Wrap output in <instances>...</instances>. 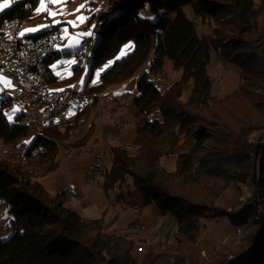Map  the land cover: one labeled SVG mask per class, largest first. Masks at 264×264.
<instances>
[{
  "label": "trees",
  "instance_id": "1",
  "mask_svg": "<svg viewBox=\"0 0 264 264\" xmlns=\"http://www.w3.org/2000/svg\"><path fill=\"white\" fill-rule=\"evenodd\" d=\"M103 1L86 0L90 7ZM105 1V12L99 17L101 35L84 90L94 101L92 94L139 72L133 104L142 121L136 128L138 146L111 148V170L101 173L103 189L108 193L126 188L131 196L132 186L160 216L173 217L177 230L169 243L171 249L202 250L198 251L196 243L209 222L212 228L219 221L221 226L227 221L241 230L249 225L251 232L231 255L233 264H264V237L260 240L264 221L254 202L237 209L236 199L226 197L230 183L239 187L251 182L250 151L255 136L248 137L264 128V23L259 21L264 16V0L260 5L255 0ZM37 4L38 0L15 2L0 14V29L5 21L32 20ZM50 30L58 28L37 35ZM128 42L131 52L113 60ZM212 53L224 66L232 63L239 79L238 86L220 97L212 95L207 74ZM55 55L37 71L50 85L74 83L77 67L70 78L54 75L49 65ZM108 61L99 82L93 83L95 70ZM167 62L181 78L160 90L154 77ZM3 107L0 140L4 146L20 144L29 129L22 123V114L9 122ZM85 115L83 108L75 118ZM72 130L49 125L34 130L33 142L24 152L30 164L42 168L44 174L54 171L56 154L72 138ZM168 156L176 160L174 171L162 166ZM229 159L237 163L239 173L222 169ZM260 167L264 169V159ZM257 183L264 207V171L258 173ZM0 203L8 208L7 230L12 231L0 243V264H152L145 257L141 263L133 261L130 240L104 233L98 220L83 219L65 206L61 194L51 196L31 173L4 159H0ZM184 256H175L173 264H198ZM228 256L222 253L213 264H226Z\"/></svg>",
  "mask_w": 264,
  "mask_h": 264
},
{
  "label": "rangeland",
  "instance_id": "2",
  "mask_svg": "<svg viewBox=\"0 0 264 264\" xmlns=\"http://www.w3.org/2000/svg\"><path fill=\"white\" fill-rule=\"evenodd\" d=\"M23 0H2L0 2V14L10 8L15 2ZM73 2V3H72ZM262 0H255V3L260 5ZM106 1L91 6L87 4L86 0H38V4L35 8V15L32 20H24L23 26L20 31L21 36H34L50 27H57L62 34L64 42L58 46L57 52L61 54L59 58H56L53 63L50 64V68L56 72L60 77L66 76L70 78L73 75V69L76 66V61L65 53H74L77 51L81 40V29L84 27L91 28L94 22V16L99 9L105 8ZM98 8V9H97ZM188 16H190L189 9H185ZM85 12V14H84ZM88 20V21H87ZM98 21L100 19L98 18ZM260 23H264V16L259 18ZM132 50V43H126L118 52L113 60H120L126 56ZM110 64L108 61L105 65L96 69L92 78L93 83L99 82V78L103 70ZM223 63L219 61L217 56L212 53L210 61L207 67L208 78L212 85V95L224 96L233 87L238 86L239 79L234 72L232 63H226L223 68ZM90 66L86 69L77 70L76 78L79 79L80 86L83 89L86 83ZM137 72L127 81L110 88L107 91L100 92L99 95L103 96L101 99L95 97L93 107L98 100L108 101L110 104L106 106V111L102 112V116L99 117L97 124L95 125L94 133L92 134L91 141H97V148L94 147L91 153L92 143L87 146L80 147L77 141V135L81 132L82 125L84 124L85 117H83V123L78 127V131L73 128L72 138L69 139L60 150H58L55 161L56 168L50 173H45L41 168L31 165L28 156L24 153L27 150L35 137V131L37 129L29 128L27 135L21 143H16L9 146H4L0 140V159L9 160L10 162L18 165L23 171L31 173L37 178L44 186L45 190L51 195L55 196L61 194L65 200V206L72 211L78 213L85 220H98L99 225L103 227V232L106 234H115L116 236H123L128 241L132 242L131 258L136 262H143L154 264H173L176 259L174 257L181 256L184 259L192 258L197 261L198 264H213L216 259L223 253L229 255L226 259V264H233L235 259L231 256L240 250V246L243 241L248 237L251 232V227L243 228L240 234L236 233V228L239 226H233L227 223V221L212 228V224L209 222L207 229L204 230L203 235L198 237L196 246L198 251L187 250L184 247L181 249H171L169 243L173 242L177 226L176 221L171 216H160L156 209L146 204L135 192L132 186L129 190L132 193L128 196V189L123 188L122 192L119 189H112L108 193L103 189L102 185L105 182L104 175H98L94 180H91L89 174L92 173L95 163L94 158L99 157L100 161L98 166L101 168V173H108L112 167L113 157L111 154V148L118 146V143H122L127 147L135 148L138 135L136 134L137 124L134 121V114L127 109L124 113V122L127 126L124 130L117 134L108 133L106 139H104V128L112 127L117 119L112 115V110L116 111L117 108L126 106V103L132 104L133 97L136 96V80L139 76ZM80 76V78H79ZM155 85L163 90L169 83L177 82L181 78V73L172 69L171 63H165L161 73L154 77ZM168 81V83H166ZM0 82L3 86L10 90L13 94L10 80L0 76ZM65 86L50 85L51 91H59L64 89ZM122 95L119 100H113L109 98L108 94ZM127 94V95H125ZM86 95H89L88 92ZM105 97V98H104ZM116 97V96H114ZM90 100V97L87 96ZM1 106V104H0ZM112 107V109H111ZM21 105H17L12 112H4L8 121L13 123L14 118L17 115L24 113ZM142 121V120H141ZM59 130L68 129L57 128ZM85 130V128H84ZM255 136V137H254ZM254 137V145L250 151V157L252 161L253 172V158L255 160V183L253 181L246 182L245 184H239L237 187L235 183L229 184V189L226 192V197H234L237 201L235 205L237 209L244 207L250 202H254L256 210L260 205L258 196V173L264 171L260 167V161L264 159V128L257 131L256 134L252 133L248 137L249 139ZM77 139V140H76ZM80 151H78V149ZM80 153H71V152ZM26 156V160L23 161L22 156ZM176 160L174 157L168 156L162 160V166L167 171H174L176 168ZM222 169L227 173H239V167L233 159H229L222 164ZM69 186L73 187L72 192L74 198L71 199L67 195L63 194V189ZM245 192L248 196L245 197ZM130 204H135L139 209V215L134 214L132 209L128 207ZM264 210V207H263ZM136 220H140L146 227L144 233L145 240L137 241L123 234V231ZM10 224V216L8 214L7 206L0 203V243L5 241L12 233L11 230H7ZM241 229V227H240ZM147 235H152V238H146ZM150 247H153L150 249ZM143 248V249H142ZM142 249V250H141ZM149 255L146 258V255ZM145 257V258H144ZM144 258V260H143ZM143 260V261H142Z\"/></svg>",
  "mask_w": 264,
  "mask_h": 264
},
{
  "label": "built area",
  "instance_id": "3",
  "mask_svg": "<svg viewBox=\"0 0 264 264\" xmlns=\"http://www.w3.org/2000/svg\"><path fill=\"white\" fill-rule=\"evenodd\" d=\"M97 14L94 18V27L83 28L80 44H84L82 55L71 57L75 61L83 62V57L88 52L93 33L97 32L98 21ZM21 29H17V19L5 21L0 29V76L10 80L13 94L6 89L0 82V104L11 106V112L17 105H21L25 111L26 105H34L38 102L46 103V110H49V116L52 118L64 119L66 113H72L77 108L83 97L87 96L84 89H70V92L51 91L49 87H43L44 77L37 71L40 65L49 57L54 55V48L61 45V32L59 30H50L46 35L41 36V42H33V36H21ZM2 95H9V103H2ZM110 96V97H109ZM17 97H25V104H17ZM109 98L115 97L111 94ZM24 118L31 120L36 129V122H43L42 110L41 117L28 116L24 112ZM94 158V163H95ZM97 175L95 166L92 173L89 174L91 180ZM64 190L70 192V197L74 194L69 186ZM132 211L139 215L138 207L133 204ZM129 226H135V232L143 236L146 227L140 220H136ZM241 231L240 227L236 232ZM146 238H150L147 235Z\"/></svg>",
  "mask_w": 264,
  "mask_h": 264
},
{
  "label": "bare ground",
  "instance_id": "4",
  "mask_svg": "<svg viewBox=\"0 0 264 264\" xmlns=\"http://www.w3.org/2000/svg\"><path fill=\"white\" fill-rule=\"evenodd\" d=\"M104 12H105V8L99 9L96 12L97 17H100ZM23 23H24L23 20H17V29H21L23 26ZM92 27H94V22H93ZM47 32H50V31H47ZM47 32L40 34V35H34L33 36V42H41V36L46 35ZM100 35H101V23L97 27V32L93 33V35H92L91 44H90V47L88 49V52L83 57V62L76 61L77 69L83 71L84 69H86L87 67L90 66L91 61H92V55H93L95 47L98 43ZM63 42H64V40H63L62 35H61V44ZM57 48H54V55L57 52ZM83 51H84V44H80L77 51L71 54V57L80 56V55H82ZM223 68H225V67L223 66ZM155 79L156 78H154V80ZM166 83H168V81H166ZM43 87H49V89H50V84H48V82L46 80H43ZM76 88L82 89L78 80L75 81L74 83H72L70 86L65 87L64 89L60 90V92H70V89H76ZM108 95H111V94H108ZM92 97H99L101 99L103 96L99 95V93H95V94H92ZM121 97L122 96H116L115 99L119 100ZM88 102H89V99L87 98V96L83 97V100L80 102V104L77 106V108L73 109L72 113H66L64 119H62L61 122H60V119L52 118V116H49V110H46V103L45 102L35 103V106L34 105H26L25 106V114H27L28 116H32V117H41V110H42L43 122H36V129H41L44 126L49 125L52 127H57V128H62V129H64V127L65 128L74 127V129L76 131H78V127L81 125V123H83V118L76 119L75 113L81 112L83 110V108L88 104ZM2 103H9V95H2ZM17 104H25V97H17ZM3 108H4L3 109L4 112H11V106H4ZM22 123L28 129L29 128L34 129V123L31 122V120H26L24 118V113H22ZM22 159H23V161H25L26 156L23 155ZM99 161L100 160L98 158L95 159V166L97 167V175L96 176L101 174V168L98 166ZM63 194L67 195L69 198H71L70 192H68L64 189H63ZM247 196H248V193L245 192V197H247ZM71 199H73V198H71ZM128 207H130L132 209L133 204H130ZM236 233L240 234L241 231H237ZM123 234H125V235L129 236L130 238L135 239L137 241L143 240V236H139L136 234L135 226H127L126 229L123 231ZM150 238H152V235H150Z\"/></svg>",
  "mask_w": 264,
  "mask_h": 264
},
{
  "label": "crops",
  "instance_id": "5",
  "mask_svg": "<svg viewBox=\"0 0 264 264\" xmlns=\"http://www.w3.org/2000/svg\"><path fill=\"white\" fill-rule=\"evenodd\" d=\"M73 3V2H72ZM98 9V8H97ZM84 14H85V12H84ZM86 15V14H85ZM88 21V20H87ZM81 31V34H82V29L80 30ZM81 37H82V35H81ZM79 48V47H78ZM71 54L72 53H65L64 55H67V56H69L70 58H71ZM61 56V54L60 53H58V52H56V55H55V59L56 58H59ZM54 59V60H55ZM72 59V58H71ZM53 63V62H52ZM49 67H50V65H49ZM76 67V66H75ZM74 67V68H75ZM51 69V68H50ZM52 70V69H51ZM52 72L54 73V75L58 78V79H65L66 78V76H68V74H66L65 76H63V77H60V76H58L57 74H56V72L54 71V70H52ZM79 78H80V76H79ZM78 82H79V79H78ZM72 83H70V84H68V85H60V86H65V87H68V86H70ZM79 84H80V82H79ZM56 86V85H55ZM57 86H59V85H57ZM84 89V88H83ZM110 94H112V93H110ZM123 94H121V95H114V96H122ZM133 102V101H132ZM108 104H110V102H108V101H105V102H103V101H100V100H98L97 102H96V104H95V108L93 107V102H92V100L90 99L89 100V102H88V104L84 107L85 108V110H86V115H85V118L84 119H86L85 120V122H84V124L82 125V128H81V132L77 135L78 137H77V139H83L84 138V141H81L80 143H79V145H81L80 147H83V146H87V145H89L90 143H92V139H91V137H92V134L94 133V130H95V125L97 124V122H98V120H99V117L100 116H102V112H104V111H106L107 109L105 108L106 106H108ZM126 106H122V107H120V108H117V110L115 111H113L112 110V115H114V117L117 119V121H116V123L112 126V127H105L104 128V133H103V136H104V139H106V137L108 136V133L110 134V133H112V134H117V133H119L120 131H122V130H124L125 128H126V126H127V123L126 122H124V113L126 112V111H128L127 109H129L133 114H134V117H135V119H134V121L136 122V124H137V126L141 123V119L140 118H138L137 117V115H136V113H137V110H136V108H135V106H134V104L132 103V104H130V102L129 103H126L125 104ZM111 109H112V107H111ZM84 128H85V130H84ZM76 139V140H77ZM139 143H140V139H139V137H138V139H137V142H136V144H137V146L139 145ZM90 149H91V153H92V150L94 149V147H96L97 148V141H94L93 143H92V145H90ZM116 147H125V145L124 144H122V143H118V146H116ZM78 149V151H80L79 150V148H77ZM71 152V151H70ZM71 153H80V152H71ZM95 158H98L99 160H100V158L99 157H95ZM101 162V161H100ZM72 189H73V187H71V191H72ZM73 193V192H72Z\"/></svg>",
  "mask_w": 264,
  "mask_h": 264
},
{
  "label": "water",
  "instance_id": "6",
  "mask_svg": "<svg viewBox=\"0 0 264 264\" xmlns=\"http://www.w3.org/2000/svg\"><path fill=\"white\" fill-rule=\"evenodd\" d=\"M253 166L255 167V160L253 158ZM254 167H253V172H252V181H253V186H254V183H255V170H254ZM257 213L259 216L262 217L263 221H264V210H263V207H259L257 208ZM264 237V230L262 232V235L260 237V240ZM260 242V241H259ZM258 242V244H259ZM258 244L255 246L254 250H253V253L256 251L257 247H258Z\"/></svg>",
  "mask_w": 264,
  "mask_h": 264
}]
</instances>
